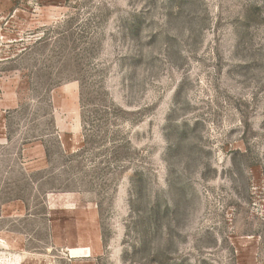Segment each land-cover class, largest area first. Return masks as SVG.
I'll return each instance as SVG.
<instances>
[{"label":"rangeland","instance_id":"obj_1","mask_svg":"<svg viewBox=\"0 0 264 264\" xmlns=\"http://www.w3.org/2000/svg\"><path fill=\"white\" fill-rule=\"evenodd\" d=\"M0 264H264V0H0Z\"/></svg>","mask_w":264,"mask_h":264}]
</instances>
